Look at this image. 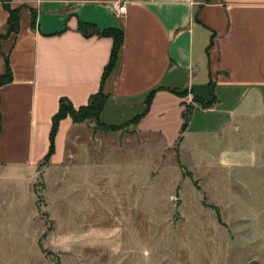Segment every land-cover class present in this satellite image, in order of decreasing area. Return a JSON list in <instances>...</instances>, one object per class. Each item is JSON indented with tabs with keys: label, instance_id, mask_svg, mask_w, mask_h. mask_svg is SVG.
Instances as JSON below:
<instances>
[{
	"label": "crops",
	"instance_id": "crops-1",
	"mask_svg": "<svg viewBox=\"0 0 264 264\" xmlns=\"http://www.w3.org/2000/svg\"><path fill=\"white\" fill-rule=\"evenodd\" d=\"M3 5L17 9V33L8 32ZM78 22L122 31L100 123L131 121L152 93L135 126L110 134L163 140L169 134L171 142L162 145L177 154L190 133L199 137L231 129L238 134L255 126L264 136V0H0V76L5 60L11 75L0 85V232L6 211L22 209L24 200L34 209L33 222L38 211L32 184L39 172L52 183L62 169L64 179L72 175L64 157L77 138L73 132L86 123L60 120L53 153L42 165L51 117L59 99L74 109L86 105L99 89L111 48L110 38L83 37ZM209 81L215 102L201 109L191 98L207 101ZM189 103L194 108L179 133ZM260 153L264 164V148Z\"/></svg>",
	"mask_w": 264,
	"mask_h": 264
},
{
	"label": "rangeland",
	"instance_id": "rangeland-1",
	"mask_svg": "<svg viewBox=\"0 0 264 264\" xmlns=\"http://www.w3.org/2000/svg\"><path fill=\"white\" fill-rule=\"evenodd\" d=\"M83 123L64 157L71 177L37 174L33 222L28 201L6 211L0 264H264V136L255 126L190 133L177 154L162 145L169 134Z\"/></svg>",
	"mask_w": 264,
	"mask_h": 264
},
{
	"label": "trees",
	"instance_id": "trees-1",
	"mask_svg": "<svg viewBox=\"0 0 264 264\" xmlns=\"http://www.w3.org/2000/svg\"><path fill=\"white\" fill-rule=\"evenodd\" d=\"M9 1V0H7ZM3 8L6 10L8 17L6 20V25L9 33H17L18 31V21H17V9L10 10L7 5H3ZM31 28L34 26V18L33 13L31 12ZM77 32H79L83 37H91V36H97V37H107L111 39V48L109 52V57L106 65L103 68L101 79L99 83V89L98 91L89 96L86 105L80 106L76 109H74L68 100L66 99H59L58 106L56 112L51 117V124L50 129L48 133V149L43 157L42 163L45 164L50 155L53 153V141L54 136L57 131V126L60 120L64 119L65 117H68L72 124H79L83 122H89L93 123L94 127L96 129H100L107 132H116L121 131L124 128L135 126L138 121L145 115L151 101L152 93L147 95L145 101H144V111L141 115L134 117L131 121L120 125V126H113V125H104L99 122L98 117L101 112V109L106 102L109 94L108 91H106V85L112 75L114 74V71L117 66V60H118V54L119 50L122 45V31L120 29L115 28H107L103 30H99L93 25L85 24L78 22L76 26ZM11 75L8 68V65L5 60V71L4 74L0 76V85H4L10 82ZM170 92L177 94L179 96H185V93H176V91L170 90ZM207 93H208V100L203 101L197 97L192 96L191 102L193 104H196L201 109H207L212 106V104L215 102L214 96H213V89L212 84L209 81L207 83ZM193 105H184L183 110L181 112V125L179 128V133H182L183 130L186 127L188 118L193 111Z\"/></svg>",
	"mask_w": 264,
	"mask_h": 264
},
{
	"label": "built area",
	"instance_id": "built-area-1",
	"mask_svg": "<svg viewBox=\"0 0 264 264\" xmlns=\"http://www.w3.org/2000/svg\"><path fill=\"white\" fill-rule=\"evenodd\" d=\"M123 11H124V5H120V6L117 7V12L118 13L121 14Z\"/></svg>",
	"mask_w": 264,
	"mask_h": 264
}]
</instances>
